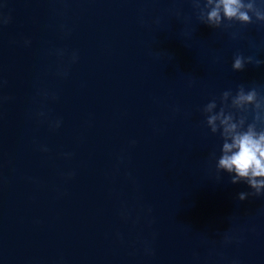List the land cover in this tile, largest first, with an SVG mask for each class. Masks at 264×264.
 <instances>
[{
    "label": "water",
    "instance_id": "water-1",
    "mask_svg": "<svg viewBox=\"0 0 264 264\" xmlns=\"http://www.w3.org/2000/svg\"><path fill=\"white\" fill-rule=\"evenodd\" d=\"M224 24L193 0H0V264H264V196L217 171L203 111L264 96V65L232 67L264 61V22Z\"/></svg>",
    "mask_w": 264,
    "mask_h": 264
},
{
    "label": "clouds",
    "instance_id": "clouds-1",
    "mask_svg": "<svg viewBox=\"0 0 264 264\" xmlns=\"http://www.w3.org/2000/svg\"><path fill=\"white\" fill-rule=\"evenodd\" d=\"M199 9L202 23L211 27H229L224 21H237L242 24L257 21L264 22V6H257V0H193ZM8 22L5 20V23ZM264 65L262 60H254L242 54L234 57L233 70L243 71L246 64ZM231 98V104L228 103ZM221 104L217 112V102L208 103L203 111L206 123L212 133H220L223 139L221 156L218 158L217 171H224L231 175V183L245 182L254 191L240 192L238 199L246 200L249 195L264 196V96L256 88L245 90L240 85L235 95L225 91L221 97ZM229 109H235L236 112ZM248 113H254L252 123H248ZM59 127V122H57Z\"/></svg>",
    "mask_w": 264,
    "mask_h": 264
}]
</instances>
